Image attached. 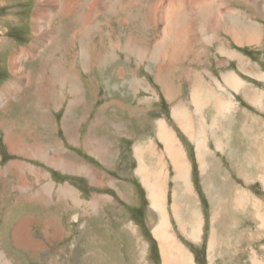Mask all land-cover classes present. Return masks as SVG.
I'll list each match as a JSON object with an SVG mask.
<instances>
[{
  "label": "rangeland",
  "instance_id": "1",
  "mask_svg": "<svg viewBox=\"0 0 264 264\" xmlns=\"http://www.w3.org/2000/svg\"><path fill=\"white\" fill-rule=\"evenodd\" d=\"M189 1L183 0V7L176 9L174 3H180L178 0H130L129 11H126L122 9L123 0H111L93 19L98 27L87 37L91 39L85 45L90 57L85 60L84 44L78 36L83 25L74 22L73 16L50 20V30H58L59 34L50 40L41 36V41L46 42L37 53L34 47L38 46L40 35L33 31L37 0H0V100L4 99L0 107V264H165L161 244L153 233L160 221L159 214L152 209L148 189L137 174L139 162L134 156L135 146L147 142L165 154L170 232L192 254L193 264H264L261 220L256 219L257 213L250 205L242 209L233 203L235 195H232L234 189L241 188L264 202V129L258 127V121L251 116V113L264 112V106L259 104L258 107L243 92L229 88L224 80L227 74L235 73L264 94V81L260 77L264 75V36L252 46H242L235 41L239 35L221 28L223 18L232 15L245 25L255 22L264 29V1L260 0L259 11L255 5L257 0L255 7L254 0H249L247 5L240 3H244L243 0H224V3L196 0L187 4ZM208 1L223 10L220 16L209 11L212 5L207 4ZM114 4L118 8L111 12ZM92 5L88 8L90 13ZM149 7H153L152 10ZM169 7L172 10H167ZM191 7L202 12L191 11ZM245 7L249 8V13L243 11ZM171 11L187 15L180 23L170 22L174 19L168 15ZM190 23L194 25L190 28L188 25V29L186 25ZM200 27H207V34H215L213 44H205L200 39L203 36ZM174 31H181L183 47L190 46L186 61L175 63V59L163 61L161 58L174 48ZM158 45L162 47L161 56L153 58L152 52ZM220 47L228 52H221ZM138 49L142 51L139 53ZM22 52L28 57L21 59V67L29 77L20 82L13 73L12 61ZM57 64L62 65L55 67ZM158 75L165 77L168 87L161 84ZM200 76L222 96L223 93L226 97L233 96L237 104L230 120L224 122L228 138L224 140L218 133L228 114L220 117L215 131H206L210 147L205 171L198 161L194 141L181 133L173 117L177 106H189L195 114L191 91L196 85L194 78L199 80ZM78 80L80 84L74 91L73 85ZM77 99L78 104L73 106ZM214 112L213 105L207 106L208 120ZM215 115L218 116L216 112ZM206 116L208 126L212 119L208 123ZM260 117L264 121V114ZM160 120L167 122L190 163L194 191L191 195L183 192L179 204L184 210L183 202L188 204V200H194L201 210L204 221L200 242L192 241L181 231L173 214L176 172L166 155V146L157 138ZM243 121L247 123V131L241 128ZM85 139L106 144L112 148L114 157L92 156L86 149L89 145L86 147ZM21 142L33 146L37 153L44 151V156L28 159L16 154L14 145ZM219 142L223 150L217 147ZM62 159L70 164L86 165L88 175L71 173L75 170L73 167L62 170L57 165V160ZM20 167L33 170L32 175H23ZM50 182L65 191L68 190L65 186L74 188L79 197L68 195L72 204L69 207L54 195L44 198L25 194L28 188L32 193H42L48 186L45 183ZM77 199L80 202L75 204ZM220 200L225 201L221 208ZM214 212L218 216L215 222ZM49 216L60 218L69 238L46 242L44 224ZM75 216L78 220H74ZM26 218H30L29 221ZM26 223L30 236L42 246L37 253L15 247L11 237L16 230L22 234ZM213 228L215 235H212ZM211 236L218 242L212 262L209 257ZM179 260V257H168L170 264H179Z\"/></svg>",
  "mask_w": 264,
  "mask_h": 264
},
{
  "label": "bare ground",
  "instance_id": "2",
  "mask_svg": "<svg viewBox=\"0 0 264 264\" xmlns=\"http://www.w3.org/2000/svg\"><path fill=\"white\" fill-rule=\"evenodd\" d=\"M68 1L67 0H37V9L35 10L36 17H35V19L33 18L34 19V23H33L34 24V30L33 31L35 34H39L40 38L38 39V46L34 47V49H35V52H37V50L39 48H43L46 41L42 42L41 36L45 35L44 37L48 38L50 40L52 38L54 39L53 36H56L59 34L58 30H56V31H54V29L50 30V27H51L50 26V20L51 19H57L60 16L59 19L64 20V18H66V16H68V17L73 16L72 18L76 20L74 22H78L79 24L81 23L79 26L83 25V29H82L81 33H78V36H79V38H81L82 44H84L83 46L81 45L82 46V55H83V58L86 60L90 57V55L88 53L89 51L85 48V45H87L88 41L91 40V39H87V37H89V34H91L92 31L96 30L95 28L98 27V25L96 23L94 24L93 19H94V17L95 18L98 17V15L102 12V6L104 4L111 3V0H68ZM178 1L180 3H178V2L174 3L175 4L174 8H176V9L180 8L183 4V0H178ZM191 1H196V0H190L189 2H187V4H189ZM223 1L224 0H221V1L219 0V3H224ZM247 1H249V0H247ZM158 2H159V0H158ZM198 2H197V4H198ZM92 3H93V5H92ZM129 3H130V0H123L122 9L129 11V9H128ZM213 3L211 1L207 2V4L212 5L211 10H209V11H214L220 16V13H222L223 10L219 9V7L215 3L214 4ZM119 4H121V3H119ZM193 4L195 5V3H193ZM201 4H203V3H199L200 6H201ZM244 4H246V3H244ZM90 5L93 6V8H92L93 10L91 13L89 12V9H88L90 7ZM155 6H157V5L155 4ZM214 6H215V8L213 9ZM170 7H171V5H170ZM170 7L167 8V10L172 8V7L171 8ZM117 8L118 7L116 6V4H114L112 6L111 12H113V11L115 12ZM149 8L152 10L153 7H149ZM190 10L191 11L196 10L197 12L200 11L198 8H195V7H191ZM155 11H156V9H155ZM200 12H202V11H200ZM204 13H203V15H205ZM89 15H91L90 20L88 18V17H90ZM168 15L171 18L174 17V19H170V22L175 21V22L180 23L182 21V18L187 14L182 13V14L177 15V13L171 11V12H168ZM175 15H177V16H175ZM192 16H194V15H192ZM128 17H130V13H129ZM131 17H132V15H131ZM218 18H220V17H218ZM36 19H37V22H36ZM201 20H203V19H201ZM205 20H208V19H205ZM218 21H220V20H218ZM196 23L198 24V22H196ZM214 23H216V22H214ZM188 25L190 28V26H192L194 24H192V25H191V23L187 24L186 25L187 28H188ZM167 26H170V25H167ZM221 26H222L221 28H223L225 30H229L233 35H235V34L239 35V38L235 39V41L237 40V43L239 42L242 46H252V45L256 44L257 41H261L260 39H262L264 36V34L261 33L262 30H264V29H262V27L259 24L252 22L251 25H245L244 22H241V20H239V18L234 17V16L232 17V15L224 17L223 21L221 23ZM197 28H199V27H197ZM206 28L200 29V31L202 30L201 33L203 35L202 37H200V39L205 44L211 45L215 41V39H214L215 34H209V33L207 34ZM176 29H181V28H176ZM190 30H192V29H190ZM174 32L176 33L174 36V39H173V40H175V43L172 44L174 46V48L172 49V51L170 53L169 52L167 54L163 53L161 58L163 59V61H170V60L173 61V59H175V63L178 61H186L188 59V55L190 53L187 48H190V46L186 45L183 47L181 44V41H180L181 31H179V32L174 31ZM196 32H198V31H196ZM74 36H75V34H74ZM182 37H183V35H182ZM187 38H188V36H187ZM234 38H236V37H234ZM192 42H195V41H192ZM192 42H191V45L193 44ZM135 43H136V41H135ZM239 43H238V45H239ZM111 44H114L112 40H111ZM194 44H193V46H194ZM222 45H224V44H222ZM90 47L91 46H89V48ZM209 49L210 48H208L207 50H209ZM226 50H224V51H226ZM138 51L140 53V51H142V50L138 49ZM161 52H162V47H161V45L160 46L158 45L154 49V51L152 52V57L153 58L154 57L160 58ZM226 52H228V51H226ZM202 55L203 54H200V56H202ZM27 57H28L27 54L25 52H22L21 54H19V57H16L12 61L13 70H14L13 73L15 74V76H17V78L20 79V82H22V80H24V79L26 80V78L29 77L25 74V72H26L25 69L21 67V59L27 58ZM39 57H41V56H39ZM199 57H197V58H199ZM195 60H197V59L195 58ZM196 63L198 64V62H196ZM84 64H86V63H84ZM165 64L166 63L164 62V65ZM170 64H171V62H170ZM61 65L62 64H57L55 67H59ZM63 71H64V69H63ZM186 72L189 73V71H186ZM158 76L160 77L159 81L161 82V84L163 86H165L166 82L164 83V79H163L164 76H161V75H158ZM64 77H65V75H64ZM260 77L263 78V81H264V75L261 74ZM194 80H195L196 85L192 88L191 93H192V103L194 104V107H195V109H194L195 114H194V112H192L191 109H189V106H188V108H187V106L186 107L185 106H177L173 109V117L176 120V122H178L182 126V128L185 130V132L189 136V138L196 143L198 161L201 165L202 170L205 171V169L208 166L207 165L208 162H207L206 158H207V155L209 154V150H208L209 146L207 143V141H208L207 140V132H209L212 129L214 130V127L216 125H218L221 121L220 117H223L225 114L233 113L236 110L237 104L234 101L233 96L226 97L224 95V93L222 96L216 90H214L212 88V86H210L204 78H201V76H200L199 80H198V77H195ZM224 80L228 84L229 88L233 89L235 92L240 93V94L243 92V94L247 97V99H249L252 103L258 104V107H259V104H262L264 106V103L262 102L264 94H260L259 91L256 89V86L255 87L252 85L249 86L247 82L240 79L238 77V75H236L235 73L234 74L233 73L227 74L226 77H224ZM59 82H57V83H59ZM66 82H67V79H65L63 81V86L66 84ZM78 84H80L79 80L77 81V83H75L73 85L74 91L76 90V86H78ZM166 86L168 87V85H166ZM219 88L221 90V88H222L221 85H219ZM176 91H177L176 94L178 96L179 92H178V90H176ZM172 96L173 95H171L170 97H172ZM78 101H79V99L75 100L74 102H76V103H73V106H76L78 104ZM3 103H4V99L2 98V100H0V107H1V105H3ZM209 105L214 106L215 112L218 116H216V115H215V117L213 116L214 118H211L212 121H211L210 125L207 126L205 124L204 116H206V108ZM68 119H70V118L68 117ZM66 121H67V118H66ZM166 123L167 122H165L164 120L158 121V123H157V127H158L157 138H158V140H160L163 143V145L166 146V148H167L166 155H169V158H170L171 162L173 163V166H174L175 172H176L175 173L176 188H175V191L173 193V196H174L173 214L175 215L176 221H177L181 231L187 237H189L192 241L200 242L202 240L201 238L203 235V221H204L203 217L201 216V213H202L201 210L195 206L194 200L193 201L188 200L187 201L188 204H186L185 201L183 202L182 206L184 207L185 211L183 209H181V205L179 204V201L182 199L183 192L187 191L189 193V195H191L192 192L194 191L193 185L191 183L192 181L190 180V173H191L190 163H189V161H188V159L184 153L182 145L178 142L175 134L168 128V125ZM195 123H197V124H195ZM69 125H71V124H69ZM226 128H228V127H226ZM212 133H215V132H212ZM89 142H91V141L89 140ZM89 142L86 141L85 145H86V147H87V145H89L88 146L89 148L88 147L87 148L90 149V153L92 156H96L98 159L99 158L102 159V158H110V157L113 158L114 157V155L112 153V148H110L109 146H106V144H102V143L96 144V142H92V143H89ZM95 146H96V148H95ZM135 147L136 148L134 150V156L137 158V161L139 162L137 174L141 177V180H142L143 184L145 185V188L147 187V189H148V194H149L150 203L152 205V209L157 211L159 214L160 221L157 224V226L154 228L153 233H154V236L159 240V242L161 244V252H162V255H164L165 264H170L168 262V257H179V259H180L179 264H193L194 258L192 256V254H190L188 251H186L185 248H183L178 243L176 237L170 232V229H172V225L170 223L169 214H168V211L166 208V200H167V191H166L167 190V187H166V185H167V173L166 172L167 171H166V166H165V162H164L165 154L159 153L160 150H158V147H156V149H155V147L151 144V142H147L144 144L140 143ZM217 147L219 149L223 150V144L222 143H220V142L217 143ZM25 148H27V146H25V145L22 148H20L21 153L23 155H28L27 153H30L31 154L30 156L33 157L34 159L35 158L38 159V158L44 156V153H45L44 151L37 153V151L29 150L28 148H27L28 150L27 149L25 150ZM46 153H48V152L46 151ZM105 160H107V159H105ZM258 163H259V161H258ZM260 164H261V162H260ZM57 165L62 170H69L71 167H73L75 170L71 173L87 174L85 168H83L79 165H76V164L73 166L69 162H66L65 159H62L61 161L57 160ZM26 168L28 169V167H26ZM31 172H33V170ZM263 179H264V177H263ZM55 186L56 185L53 184L52 182L48 183V186H46L44 189L46 191L45 193H47V196L50 195V193H52V191L55 189ZM65 187L68 188V190L65 191L64 188H59L60 190L58 193V197L61 198L62 193H64L63 194L64 197L70 195L72 198L74 196L79 195L78 191L75 190L74 188H72L70 186H65ZM113 187H115L114 184H113ZM211 187H214V186L212 185ZM56 189H58V188H56ZM218 189L219 188L217 187V190ZM234 190H236V191H234V194L232 193L233 196L235 195L234 199H233V203H236L237 206H239L242 209H245L248 205H250L252 207V209L257 213L256 219L261 220V223L259 224L260 230L264 229V209H263L264 202H262V201L260 202V200H258L253 195L249 196L250 193H248V192L241 191L240 189H234ZM27 191H28V189H27ZM231 192H232V189H231ZM212 193L213 192L211 191L210 195ZM73 202H74V200H73ZM79 202L80 201H78V199H77L74 203L78 204ZM224 202L225 201L220 200L218 206L221 208V204ZM184 203H185V205H184ZM236 204H235V206H236ZM217 218H218V216L214 212V217H213L214 222ZM74 220H78V217L75 216ZM55 224H57V221L55 222ZM215 234L216 233L214 232V228H213L212 235H215ZM217 245H218V242H216L215 238L213 236H211L210 242H209V257H210L211 262H212L213 253L215 252ZM0 259H2V258L0 257Z\"/></svg>",
  "mask_w": 264,
  "mask_h": 264
},
{
  "label": "crops",
  "instance_id": "3",
  "mask_svg": "<svg viewBox=\"0 0 264 264\" xmlns=\"http://www.w3.org/2000/svg\"><path fill=\"white\" fill-rule=\"evenodd\" d=\"M256 0H254L253 1V6L255 7V5H256V9H257V11H259V8L258 7H260V0H257V3L254 5V2H255ZM264 1V0H263ZM243 2L244 3H246L245 5H247L248 4V1L247 0H243ZM259 2V3H258ZM241 4H244V3H242V2H240ZM241 4L239 5L240 7H242L241 6ZM252 5V4H251ZM259 5V6H258ZM243 8V7H242ZM239 11L241 10V9H238ZM243 11H245V12H247V13H249V8L248 7H245V10H243ZM257 24H259V23H257ZM263 29V28H262ZM262 31H264V30H262ZM220 49H221V52H224V50H223V48H221L220 47ZM217 52H218V50H217ZM232 62V61H231ZM226 73V72H225ZM211 76H213V75H211ZM213 77H215V76H213ZM217 81H219V80H217ZM219 82H221V81H219ZM256 108V107H255ZM214 114H215V112H214ZM214 114L210 117V119L208 120V118H207V116H206V120H207V122L208 123H210V121H211V118L214 116ZM259 116H258V115ZM257 114H254V113H251V116L254 118V119H256V121H258V127L259 126H261L263 129H264V121L262 120V118L260 117V115H262V114H264V112H262L261 114L260 113H257ZM229 116H227L225 119H224V121L222 122V124L220 125V128L218 129V133H220V134H222L223 135V137H224V140L226 139V138H228L229 137V134H228V132H227V130L225 129V120L226 121H228V120H230V118H231V114H228ZM250 116V117H251ZM255 116V117H254ZM251 117V118H252ZM252 118V119H253ZM258 118V119H257ZM175 122H176V120H175ZM241 124H243V126H241V128H243V130H246L247 131V123L246 122H244L243 121V123H241ZM236 125H239V123H236ZM235 125V126H236ZM176 126L178 127V129H180V131H181V133L183 134H185L186 136H188L187 134H186V132H185V130L182 128V126L178 123V122H176ZM226 133V135H224ZM210 137H213V136H210ZM256 139H259V136H257L256 135ZM89 140L90 139H85V141H84V144H85V142L87 141V142H89ZM91 141V140H90ZM97 140H95V141H91V142H89V143H92V142H96ZM223 141V140H222ZM17 142V141H16ZM224 142V141H223ZM83 144V145H84ZM194 144V147L196 148V144H195V142L193 143ZM224 144L226 145V143L224 142ZM24 146V144L21 142V143H17V144H15L14 145V149H13V151L16 153V154H20V155H22V156H26L27 158H29V159H32L33 157H31L30 155V153H27L28 155H23L22 153H21V150H20V148H22ZM209 147H210V142H209ZM243 147H244V144H243ZM27 148L29 149V150H33V151H36L34 148H33V146H30L29 145V147L27 146ZM27 148H25V150L27 149ZM95 148H96V146H95ZM27 149V150H28ZM87 150H88V148H86ZM89 152H90V149H89ZM47 155H48V153H47ZM79 165V166H81V167H83V168H85V170H86V173L87 174H78V175H85V176H87L88 175V171H89V169L87 168V166L86 165H81V163H79V162H75L74 164H71V165ZM21 169H22V174L23 175H25V176H27V175H32V172L31 171H29L26 167H20ZM99 175V177H101L100 176V174H98ZM34 176H35V174H34ZM45 184H47L48 185V183H45ZM44 184V185H45ZM57 188V186H55V189L52 191V193H50V195H54V197H58V193H59V188H61L60 186L58 187V189H56ZM236 189H240L241 190V188H236ZM22 190V189H21ZM37 190V189H36ZM28 192H29V194H28ZM46 191H44V192H42V193H39L38 191H36L35 193H32L31 191H30V188H28V191H27V189H25V194H27V195H33V194H36L37 196H43L44 198H46V197H48V196H46V193H45ZM54 192V193H53ZM63 194L64 193H62L61 194V198L60 197H58L60 200H62L63 202H65V205L66 204H68V206L69 207H71V203L69 202V197L68 196H66V197H68V198H66V197H64L63 196ZM41 197H38L39 199L41 198ZM51 197V196H50ZM49 197V200L51 199ZM124 197V196H123ZM44 198H41V199H44ZM65 198H66V200H65ZM52 200V199H51ZM68 201V202H67ZM75 204H77V203H75ZM27 219V221H29V219L30 218H26ZM57 221V224H55V222ZM60 224V225H59ZM59 225V226H58ZM60 226H62V228L60 227ZM44 234H45V240H46V242H49V241H56V242H62V241H65L67 238H69V236H70V234L69 233H66V231H65V227H64V223H62L61 221H60V218L57 216H55V218L54 217H52V216H49L48 217V219H46V224H44ZM27 228H28V225H27V223L24 225V228H23V233L21 234L20 233V231L18 232V230H16L15 231V233H14V235H12L11 237H12V239H13V241L15 242V247H19V246H21V247H24L27 251H31V252H33V253H37V252H39L40 250H42L41 248H42V246H41V244H39L38 242H36L33 238H32V236H30V234H29V230H27ZM59 229V230H58ZM50 230H52L53 231V233L51 234V232H50ZM60 231V232H59ZM40 248V249H39ZM6 255V254H5ZM8 256V255H7ZM25 261H23V263H24ZM22 263V262H21Z\"/></svg>",
  "mask_w": 264,
  "mask_h": 264
}]
</instances>
